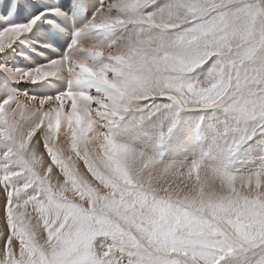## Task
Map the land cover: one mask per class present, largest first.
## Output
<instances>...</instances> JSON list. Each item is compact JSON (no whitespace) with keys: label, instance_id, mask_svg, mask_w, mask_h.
Listing matches in <instances>:
<instances>
[{"label":"snow or ice","instance_id":"6c2138e0","mask_svg":"<svg viewBox=\"0 0 264 264\" xmlns=\"http://www.w3.org/2000/svg\"><path fill=\"white\" fill-rule=\"evenodd\" d=\"M0 264H264V0H0Z\"/></svg>","mask_w":264,"mask_h":264}]
</instances>
